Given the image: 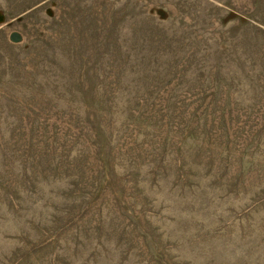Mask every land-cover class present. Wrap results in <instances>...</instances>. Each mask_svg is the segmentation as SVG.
<instances>
[{
    "label": "rangeland",
    "instance_id": "1",
    "mask_svg": "<svg viewBox=\"0 0 264 264\" xmlns=\"http://www.w3.org/2000/svg\"><path fill=\"white\" fill-rule=\"evenodd\" d=\"M0 264H264V0H0Z\"/></svg>",
    "mask_w": 264,
    "mask_h": 264
}]
</instances>
